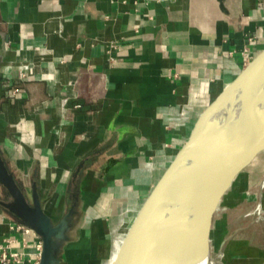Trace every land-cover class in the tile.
<instances>
[{
	"label": "crops",
	"instance_id": "obj_1",
	"mask_svg": "<svg viewBox=\"0 0 264 264\" xmlns=\"http://www.w3.org/2000/svg\"><path fill=\"white\" fill-rule=\"evenodd\" d=\"M263 49L264 0H0V148L52 219L77 196L89 236L69 262L111 264L197 116ZM22 65L40 79L9 98ZM118 193L132 207L103 225ZM16 225L0 212V242L29 257L40 238ZM254 237L221 230L218 264H263Z\"/></svg>",
	"mask_w": 264,
	"mask_h": 264
},
{
	"label": "water",
	"instance_id": "obj_2",
	"mask_svg": "<svg viewBox=\"0 0 264 264\" xmlns=\"http://www.w3.org/2000/svg\"><path fill=\"white\" fill-rule=\"evenodd\" d=\"M263 155L264 49L197 116L134 210L111 264L212 260L226 221L264 192V172L254 170L264 166ZM0 189L6 194V199L0 197V212L39 236L40 264H66L87 240L84 232L79 243L56 258L60 226L45 210L37 183L25 187L1 148Z\"/></svg>",
	"mask_w": 264,
	"mask_h": 264
},
{
	"label": "rangeland",
	"instance_id": "obj_3",
	"mask_svg": "<svg viewBox=\"0 0 264 264\" xmlns=\"http://www.w3.org/2000/svg\"><path fill=\"white\" fill-rule=\"evenodd\" d=\"M174 144V146L176 147L178 145V143H172ZM166 159L167 158H163L160 162L156 163L155 165L157 166V164L159 165V167L164 166V164L166 163ZM263 161H264V155L262 157ZM155 165L153 166V168L155 167ZM256 171L257 174L259 173H263L264 172V166L262 167H257L254 169ZM129 192V191H128ZM127 194L125 195H120L115 194L113 195L112 199L110 200V203L107 205L106 209L104 211H102V213L100 214L101 217V222L103 225H106L107 223L112 222L113 220L117 219L120 217L121 212L126 209L127 207H132V202L128 201L126 199ZM124 197V198H123ZM256 204H254L252 206V208L255 207ZM257 214L260 216L264 215V196L260 198L258 204H257ZM84 223L82 220V216L81 213L79 214V212L76 210L73 212H70L68 216H66V219L63 221L62 225L59 224L60 229H61V233L60 235L57 237L56 241L57 244L59 246V256H61L64 251H66L67 249H69L72 246H75L77 243L80 242V240L83 237V233L81 230V224ZM98 227L97 225L95 226L96 230ZM60 236H63L62 238H60ZM94 240V239H93ZM103 243V240H102ZM75 255V254H74ZM73 255V256H74ZM108 254L106 255H102L101 257V262L105 263L108 259ZM90 257L86 256V259H89ZM219 258V257H218ZM221 259H215L214 260V264H218L219 261ZM81 261L80 264H89L87 263L88 261ZM221 262V261H220ZM66 264H74L69 262V259L67 260ZM77 264V263H75ZM213 264V262H212ZM264 264V261H263Z\"/></svg>",
	"mask_w": 264,
	"mask_h": 264
},
{
	"label": "built area",
	"instance_id": "obj_4",
	"mask_svg": "<svg viewBox=\"0 0 264 264\" xmlns=\"http://www.w3.org/2000/svg\"><path fill=\"white\" fill-rule=\"evenodd\" d=\"M32 79L36 80L40 78L34 75L29 66L22 65L19 68V74L15 81H8L6 84L7 96L14 99L18 94V87ZM15 229L24 230L26 233L32 231L31 229L21 225H16ZM41 253V240L36 245V252L29 257L22 252L13 250L9 241L0 242V264H40Z\"/></svg>",
	"mask_w": 264,
	"mask_h": 264
},
{
	"label": "flooded vegetation",
	"instance_id": "obj_5",
	"mask_svg": "<svg viewBox=\"0 0 264 264\" xmlns=\"http://www.w3.org/2000/svg\"><path fill=\"white\" fill-rule=\"evenodd\" d=\"M263 196H264V192L261 196L256 197V199L253 202H251L248 207H246L241 212H239L235 217L226 221V226L224 227V235L225 236L227 234H229L230 232H235L239 228V226H241V225L245 229H247V226H248L251 228L252 232L255 230L254 239L258 240V242H260L264 248V215L263 216L258 215L257 210H256L257 204H258L260 198ZM0 197L2 199H6V194H5L4 190L1 191ZM74 201L75 202L73 203V205H71L68 210L63 212L59 218L52 219L54 226H58L61 222H63L66 219V216H68L70 212H73L74 210L76 212L77 206L75 203L77 201V196L74 197ZM42 202H43V200H42ZM254 204H256V205L254 208H252V206ZM257 225L259 227H256ZM59 252H60V250L57 251L56 258L59 257ZM213 254L214 255L218 254L219 258L223 256L222 254L216 252V245L213 246V248H212V256H213Z\"/></svg>",
	"mask_w": 264,
	"mask_h": 264
},
{
	"label": "bare ground",
	"instance_id": "obj_6",
	"mask_svg": "<svg viewBox=\"0 0 264 264\" xmlns=\"http://www.w3.org/2000/svg\"><path fill=\"white\" fill-rule=\"evenodd\" d=\"M212 261L213 260H210L209 258H205L200 264H212Z\"/></svg>",
	"mask_w": 264,
	"mask_h": 264
}]
</instances>
